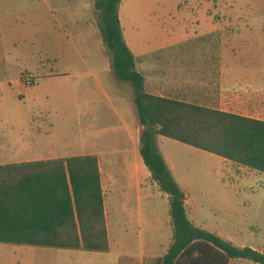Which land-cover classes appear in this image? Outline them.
Masks as SVG:
<instances>
[{
    "label": "rangeland",
    "instance_id": "obj_1",
    "mask_svg": "<svg viewBox=\"0 0 264 264\" xmlns=\"http://www.w3.org/2000/svg\"><path fill=\"white\" fill-rule=\"evenodd\" d=\"M10 1L18 2V6L13 8L21 13L19 4L26 0H0V11L3 12L4 5ZM86 2V15L99 26L101 16L96 12L95 0ZM119 13L127 33L134 25H147L148 18L152 20V26H159L166 19L168 23L165 26L177 30L180 19L188 16L238 17L243 22L240 25L248 24L255 33L250 40L252 46H264V0H122ZM147 33L143 39L140 38L149 48L155 39ZM133 40L135 43L138 39L134 37ZM1 41L6 42L4 39ZM14 41L19 46L28 43L27 39L22 38H15ZM202 42L203 39H196L178 47L199 46ZM77 44L83 50L81 39L77 40ZM137 44L144 47L141 42ZM13 56L11 49L0 52V130L10 133L12 122L19 123V118L25 116L32 123H40L44 131L39 134L41 129L35 128L29 132L26 127L20 128L29 140L33 141L36 137L38 142L45 140L46 133L52 128L53 142L62 148L69 146V153L101 152L100 165L112 249L103 253L0 244V264H118V238L121 239L123 235L125 205L142 209V222L147 225H154L158 220L160 225L167 228V213L168 218L171 217L166 194L160 190L145 164L132 156V165H124L120 152L129 144V140L120 127L117 96L110 82V73L105 71L106 55L75 56L72 63L64 58L57 60L51 69L56 73L69 72L72 80H42L41 73H36L26 59L19 62L20 69H12ZM82 57L93 65V70L82 65ZM21 69L26 71L22 74L35 78L38 75L39 84L28 87L21 78V85L18 86L16 82L10 85L8 80L20 79ZM96 78L101 81L102 87L96 83ZM125 84L130 86L129 83L117 81L118 86ZM95 118L107 124L90 126ZM160 143L175 179L189 194L193 206L205 212V215L222 218L227 232L230 231L234 237L235 245L264 250V173L254 169L248 172L224 162L219 156L166 137H162ZM140 196L144 197L141 205ZM140 221L136 224L139 225ZM167 230L170 231V227ZM164 242L163 246L154 248L157 256L163 255L169 238H164ZM133 249L131 246L130 250ZM240 260L234 264H257L248 259ZM129 264L142 263L141 260L131 259ZM145 264L153 263L145 261Z\"/></svg>",
    "mask_w": 264,
    "mask_h": 264
},
{
    "label": "crops",
    "instance_id": "obj_2",
    "mask_svg": "<svg viewBox=\"0 0 264 264\" xmlns=\"http://www.w3.org/2000/svg\"><path fill=\"white\" fill-rule=\"evenodd\" d=\"M86 3V0H41L39 2L38 0H26L19 4L22 11L17 13L13 7L18 6V2H8L4 5L3 12L0 11V39L6 40V42H0V52L11 49L14 55L12 69H20L19 62L26 59L27 64L36 70V73H41L42 80L73 79L69 72L56 73L51 69L60 58L72 63L76 59L75 56L105 54L107 58L105 71L110 73V82L117 96L116 110L120 127L129 140V144L120 153L123 156L124 165L131 166L132 156H136L137 161L143 162L140 154L143 127L134 108L133 88L131 84L130 86H127L128 84L117 85V81L120 80L117 79L111 67V57L103 44L99 26L97 23L94 24L92 17L86 15ZM120 19L125 40L136 59V68L145 77V89L148 93L264 121V46H252L253 43L250 40L253 39L255 33L250 30L251 27L248 24L240 25L243 23L241 18L188 16L180 19L177 30L173 27H166L168 23L166 19L161 25L152 26V20L148 18L147 25L141 27L134 25L128 33L121 17ZM145 33L151 34L155 39L153 46L149 48L145 47L146 43L143 40L141 41ZM134 37L139 41L136 40L134 43ZM15 38L27 39L28 43L19 46L14 41ZM78 39L84 43L83 50L78 47ZM196 39H203V42L199 46L178 47L182 43ZM137 41L141 42L144 47H139ZM80 62L86 69L93 70V65L87 63L85 58H80ZM22 72L26 71L21 69L19 80L10 81V79L8 83L11 85L16 82L18 86L21 85ZM36 77L38 78L37 84H39L40 79L38 75ZM96 83L103 86L97 78ZM19 119L21 121L19 123L12 122L10 133L0 130V165L90 154L96 155L101 163V152L97 149V151L88 153H69V146L62 148L54 143L52 128L46 133L45 140L38 142L37 137L33 141L29 140L19 130L20 128L26 127L29 132L31 129H41L42 132L39 134H43V127L40 123H32L28 117L23 116ZM93 120L94 123L90 125L92 127L107 124L96 118ZM162 137L158 136V147L164 156L160 143ZM166 148L165 146L164 149ZM222 159L224 162L235 164ZM235 165L248 172L252 170L238 164ZM166 198L168 199V195ZM139 199L141 205L144 197L140 196ZM185 205L189 219L197 227L216 233L223 239L235 243L231 232H227L222 218H217L212 214L205 215V212L198 210L193 206L187 192ZM123 213V235L121 239L118 238L120 246L118 264L122 261L123 264H129L131 259L141 260L142 264H145V261L155 264L153 260L163 257L173 241L172 219L168 218L167 213L169 231L167 230L169 227H163L158 220L155 222L156 225H147L142 222L143 210L140 208L132 209L125 205ZM139 220L141 221L137 225L136 222ZM166 237L169 238L166 250L163 255L157 256L154 248L163 246ZM131 246L134 248L133 251L130 250ZM257 250L264 252L263 249ZM237 261L241 260L231 259L229 264L237 263Z\"/></svg>",
    "mask_w": 264,
    "mask_h": 264
},
{
    "label": "trees",
    "instance_id": "obj_3",
    "mask_svg": "<svg viewBox=\"0 0 264 264\" xmlns=\"http://www.w3.org/2000/svg\"><path fill=\"white\" fill-rule=\"evenodd\" d=\"M122 0H95L99 29L118 80L131 84L141 126L140 154L168 195L173 241L155 264H264V252L239 247L197 227L188 217L186 192L159 150L158 136L264 173V121L148 93L121 25ZM0 244L109 252L105 194L96 155L0 165Z\"/></svg>",
    "mask_w": 264,
    "mask_h": 264
},
{
    "label": "built area",
    "instance_id": "obj_4",
    "mask_svg": "<svg viewBox=\"0 0 264 264\" xmlns=\"http://www.w3.org/2000/svg\"><path fill=\"white\" fill-rule=\"evenodd\" d=\"M21 78H22L23 84L28 87H31L33 86V84L37 83V78H35L32 75L26 74V73L22 74Z\"/></svg>",
    "mask_w": 264,
    "mask_h": 264
}]
</instances>
